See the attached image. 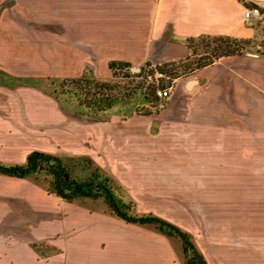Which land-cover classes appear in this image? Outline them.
Segmentation results:
<instances>
[{
    "label": "rangeland",
    "instance_id": "1",
    "mask_svg": "<svg viewBox=\"0 0 264 264\" xmlns=\"http://www.w3.org/2000/svg\"><path fill=\"white\" fill-rule=\"evenodd\" d=\"M43 10L32 0H0V70L35 81L60 71L53 68V22ZM54 108L53 97L38 88L0 85V160L24 163L34 150L88 155L138 213L191 233L208 264H264V245L251 242L264 240V210L250 211L264 206V197H229L226 165L199 163L192 125L161 128L159 120L125 117V104L111 111L109 124ZM46 188L0 176V264H183L179 241L111 216L103 203H69ZM40 243L50 246L45 256L32 247Z\"/></svg>",
    "mask_w": 264,
    "mask_h": 264
},
{
    "label": "crops",
    "instance_id": "2",
    "mask_svg": "<svg viewBox=\"0 0 264 264\" xmlns=\"http://www.w3.org/2000/svg\"><path fill=\"white\" fill-rule=\"evenodd\" d=\"M32 1L53 22V68L60 69L53 78H77L93 66L97 77L111 80L113 61L139 70L149 62L179 63L191 55L190 38L251 41L245 55L223 57L174 79L166 88L165 108L144 117L161 121V128L192 125L199 163L226 165L228 196L248 202L264 197V56L258 53L264 48V18L244 17L245 9L254 6L264 14V0ZM74 64H79L75 72ZM57 111L65 115L56 102ZM251 207L254 214L264 210ZM251 242L264 245V240Z\"/></svg>",
    "mask_w": 264,
    "mask_h": 264
},
{
    "label": "trees",
    "instance_id": "3",
    "mask_svg": "<svg viewBox=\"0 0 264 264\" xmlns=\"http://www.w3.org/2000/svg\"><path fill=\"white\" fill-rule=\"evenodd\" d=\"M251 45V41L230 37L190 38L187 46L191 55L187 60L164 65L149 62L139 72H132L129 63L113 61L109 64L113 73L111 80L100 79L91 69L77 78L48 77L36 81L0 70V85L10 89L38 88L52 96L65 115L88 122L105 123L118 104L128 105L129 113L125 117L158 115L166 106L165 99L158 97V90L171 87L174 79L210 66L223 57L245 55L250 52ZM258 53L264 56V52ZM157 73L164 74L167 80L156 78ZM165 81L168 82L165 84ZM0 176L29 180L37 185L44 183L49 194L69 203H103L111 216L179 241L183 264H208L191 233L154 213H138L137 203L88 155H59L35 150L28 154L24 163L10 164L0 160ZM32 247L41 256L50 248L44 243Z\"/></svg>",
    "mask_w": 264,
    "mask_h": 264
},
{
    "label": "built area",
    "instance_id": "4",
    "mask_svg": "<svg viewBox=\"0 0 264 264\" xmlns=\"http://www.w3.org/2000/svg\"><path fill=\"white\" fill-rule=\"evenodd\" d=\"M244 17L246 20H252V19H263L264 14L259 6H254L250 8H246L244 12ZM165 75L162 73H157L156 78H164ZM157 95L159 98H166L169 96V90L168 89H160L157 92Z\"/></svg>",
    "mask_w": 264,
    "mask_h": 264
},
{
    "label": "water",
    "instance_id": "5",
    "mask_svg": "<svg viewBox=\"0 0 264 264\" xmlns=\"http://www.w3.org/2000/svg\"><path fill=\"white\" fill-rule=\"evenodd\" d=\"M133 71H134V72H138L139 69H138V68H133Z\"/></svg>",
    "mask_w": 264,
    "mask_h": 264
}]
</instances>
